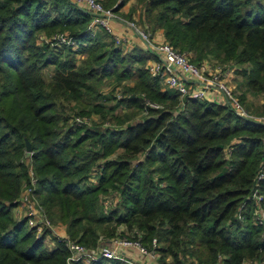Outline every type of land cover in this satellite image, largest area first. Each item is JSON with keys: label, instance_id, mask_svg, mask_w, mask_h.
Masks as SVG:
<instances>
[{"label": "trees", "instance_id": "1", "mask_svg": "<svg viewBox=\"0 0 264 264\" xmlns=\"http://www.w3.org/2000/svg\"><path fill=\"white\" fill-rule=\"evenodd\" d=\"M100 1L115 10L126 2ZM136 1L140 23L162 28L191 61L209 53L249 62L242 85L263 96L254 112L264 113V0ZM89 18L68 0H0V264H67L71 254L54 230L36 235L15 217L26 186L49 221L86 248L122 235V225L148 250L155 238L157 264H264V226L249 213L252 190L264 193V123L206 100L177 110L178 96L144 68L152 54L124 51L103 30L86 36ZM63 32L84 44L41 39ZM124 78L133 85L122 95L132 93L102 92ZM93 113L99 122L74 120Z\"/></svg>", "mask_w": 264, "mask_h": 264}, {"label": "built area", "instance_id": "2", "mask_svg": "<svg viewBox=\"0 0 264 264\" xmlns=\"http://www.w3.org/2000/svg\"><path fill=\"white\" fill-rule=\"evenodd\" d=\"M71 3L90 15L85 30L86 36H93L97 31L103 30L111 35L114 43L118 45L124 43L126 37L125 33L126 35L131 34L136 37L137 43L135 45L152 54V57L147 60L145 69L151 77L159 82L162 86L161 89H168L178 96L179 99L176 105L177 110L183 108L184 100L205 99L213 103L228 106V108L238 116L264 123V113H249L241 104L238 97L232 92V89L227 83L229 75V69L227 67H229V65L218 64V66L212 68L207 62L205 63L201 60L199 62L191 61L190 58H187V53L178 52L167 41L155 39L147 25L137 24L136 22L138 21L135 18L120 16L117 14L114 7H105L100 0H71ZM117 28L122 31V33L117 32ZM41 39L45 42L53 40V44L58 46L61 44L70 46L72 50H76L78 46L84 44V42L69 36L66 32L54 33L48 38ZM218 93L220 94L218 95ZM145 104L153 107L158 106L147 100ZM74 120L76 122L86 121V119L79 116H76ZM263 175L264 169L260 168L257 178ZM30 182H34L31 173ZM251 198L252 207L249 213L251 214L252 212L251 215L254 222L264 226V193H260L257 188H254ZM242 207L243 205L240 207V210ZM13 212L17 219H25L26 224L35 229L36 235H42L46 229L54 230L48 226L49 224H47V221H49V219L43 214L29 186L24 187ZM245 212L248 213V209H246ZM36 213L43 216L46 220L42 225H40L39 220L36 218ZM244 213L237 212L236 219L242 221L245 217ZM53 232L55 237L62 240L64 246L71 252L67 259V264H71L73 260H82L88 263L99 257L124 260L119 254L112 253L106 244L102 243L99 249H97L98 244L95 250H92L91 248H86L75 242L68 236L60 235V233H57L55 230ZM130 240L134 239H129V241L124 240L125 242L121 244L131 249L135 248L134 250L142 254L148 253V251L154 252L153 248L156 245L155 238L151 240L152 249L150 250L142 246L138 239H136V242ZM143 250L146 252H143ZM219 261L220 259L217 260L216 264H220ZM129 263L135 264L133 262Z\"/></svg>", "mask_w": 264, "mask_h": 264}, {"label": "rangeland", "instance_id": "3", "mask_svg": "<svg viewBox=\"0 0 264 264\" xmlns=\"http://www.w3.org/2000/svg\"><path fill=\"white\" fill-rule=\"evenodd\" d=\"M68 1L71 2V0H68ZM132 2H130V3H129V1L127 2V4H129V5L134 4L131 9L133 10V12L135 11V13L133 14V16L131 18L134 17L138 21V22H136L137 24L144 25V26L147 25L148 28L150 29V31L152 32L155 39L168 42V40L165 38V36L163 34L162 28H154L153 29L150 24L146 23V21H144L143 23H140V16H141L140 9H141V7L138 6V3L136 0H132ZM115 5L116 4H113L112 6L109 5V6L115 7ZM117 14H119L120 16H123V12H121V9L119 11H117ZM124 15L129 16L128 13L124 14ZM158 30H160V31H158ZM120 44L121 45H119V47L122 50H124V51L130 50V47L126 48L122 43H120ZM61 45H63V44H61ZM114 45L117 46L118 44L114 43ZM133 46H135V45H133ZM174 49L176 50V48H174ZM185 53L188 54L187 58L194 55V53L192 51H188ZM80 56L81 55L79 53L74 54V57H76L77 59H79ZM147 60L144 63V68H145V65L147 63ZM201 61H203L205 63L207 62V64H209L212 68L218 66V64L219 65H227V66L229 65V67H227L229 69L228 82H227L229 87L232 89V92L234 93V95H236V97H238V99L240 98V95L243 97L244 102L242 103L241 100H240V102L249 113L257 114L256 112H254V109L260 105V103L262 102L263 96L261 94L251 93V91L248 88H246L245 86L242 85V82L244 80V74L240 71V69L244 68L245 72H248V70L250 68L249 62L235 63L234 60H222V61H220V60H218V58H215L212 54H209V53L207 56H203ZM45 70H46V74L50 73L51 66L47 67ZM47 75H49V74H47ZM114 85H115V83H113L109 86L107 84H105L101 87V90L103 93H108V94L110 93L112 96H115L114 93H116V94H118L119 97L120 96L123 97V95L127 94V93H132L131 91H125L122 95V89H124L126 87H130L133 85V81L129 78H124L119 83H117V85H115V86ZM161 87L162 86L160 85V89H161ZM161 90H165V89H161ZM139 93H142V92H139ZM219 94L220 93H218V95ZM119 97H114V99L103 101V103L106 105H108L110 103H115V99H117ZM202 100H205V99H202ZM246 104H251L250 107H248V109L246 108L247 107ZM120 107L121 106L116 107L115 111H118L119 109L125 110L123 107H121V108ZM78 116L81 118H84V119H86L88 117L90 119V122H94V123H97L100 121L99 115L95 114V113L91 114L90 116H85V115H82V116L78 115ZM105 125L106 124H102L101 126L105 127ZM226 156H227V154H226ZM89 180L93 181L94 177H90ZM107 202H109V201H106V203ZM251 214H252V212H251ZM36 218L39 220L40 225H42L46 221L44 219V217L39 215L38 213H36ZM47 224H49L48 226L50 228H53L55 231H57V233H60V235L67 236L65 234L63 225L53 224V223H51V221H47ZM116 230L122 231V235L111 236V237L106 238V240L102 239V241H99L98 247L96 246L97 249H99V247H100V245H102V243H105L108 246V248L111 250L112 253L119 254L120 257L124 258V260L121 259V261H123L124 264H130L129 262H133L135 264H141L140 261H138V259L135 257V253H138V254L143 255V256L149 254L151 261H155L154 259L158 254L156 252L148 251V253L142 254L141 252L134 250L135 248L131 249L129 247L123 246L121 243H124L125 242L124 240L129 241L131 234L128 231L124 230L122 225H118ZM61 231H63V232H61ZM35 233H36V231H35ZM130 241L136 242V239L130 240ZM44 243L48 247H52V245H54L53 244L54 241H52L50 239V235L48 233H45V235H44ZM96 247H93L91 249L95 250ZM143 252H146V251L143 250Z\"/></svg>", "mask_w": 264, "mask_h": 264}, {"label": "crops", "instance_id": "4", "mask_svg": "<svg viewBox=\"0 0 264 264\" xmlns=\"http://www.w3.org/2000/svg\"><path fill=\"white\" fill-rule=\"evenodd\" d=\"M128 1H129V3L132 2V0H126V2H124V4L121 5L116 11H119L121 9V12H123V15L127 14V13H130V16L132 17L133 14L135 13V11L133 12V10L131 9L134 4H132L133 3L132 2L131 3L132 5H129V4H127ZM124 16H126V15H124ZM158 31H160V30H158ZM117 32L122 33V31H120L119 29H118ZM125 36L126 37H125V41H124L123 45L126 48L132 47L133 45H135L137 43V39H136V37L134 35H130V34L126 35V33H125ZM61 232H63V231H61ZM135 257L138 259V261H140L141 264H157L155 261H151L149 255H144L143 256V255H140L138 253H135Z\"/></svg>", "mask_w": 264, "mask_h": 264}, {"label": "water", "instance_id": "5", "mask_svg": "<svg viewBox=\"0 0 264 264\" xmlns=\"http://www.w3.org/2000/svg\"><path fill=\"white\" fill-rule=\"evenodd\" d=\"M24 146H25V151L29 152L30 151V144L26 138L24 139Z\"/></svg>", "mask_w": 264, "mask_h": 264}]
</instances>
